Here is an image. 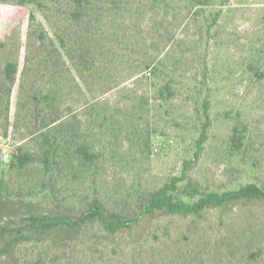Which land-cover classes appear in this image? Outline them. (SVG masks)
I'll return each instance as SVG.
<instances>
[{"label": "rangeland", "instance_id": "1", "mask_svg": "<svg viewBox=\"0 0 264 264\" xmlns=\"http://www.w3.org/2000/svg\"><path fill=\"white\" fill-rule=\"evenodd\" d=\"M16 1H0L6 208L29 200L37 212L75 215L97 197L107 209L127 212L137 195L160 187L193 158L206 121L204 101L206 140L179 186L222 191L254 182L264 188V0H209L198 8L159 0L132 13L96 8L65 22L55 10L46 17L34 4ZM217 9L221 15L211 23ZM149 59L162 60L173 73L174 94L158 97L162 82L135 78ZM8 62L16 69L12 83L4 78ZM32 90L39 103H26L18 113ZM36 113L39 122L60 116L49 132L62 146L50 172L44 171L40 133L32 131ZM80 143L92 162L74 152ZM15 147L29 155L22 167L11 157ZM88 235L82 230L63 246L25 241L0 254V264H264V201L231 202L200 219L153 218L136 240Z\"/></svg>", "mask_w": 264, "mask_h": 264}, {"label": "trees", "instance_id": "2", "mask_svg": "<svg viewBox=\"0 0 264 264\" xmlns=\"http://www.w3.org/2000/svg\"><path fill=\"white\" fill-rule=\"evenodd\" d=\"M7 2L9 0H0ZM159 0H17L19 4L29 3L34 4L40 11L45 12L48 17L49 11H54L53 15L59 16L63 22L72 18L85 17L92 9H107L121 13H132L137 7L144 4H155ZM164 1V0H163ZM193 8L201 7L208 3L209 0H184ZM160 2V1H159ZM222 4L224 1L222 0ZM59 9L56 11V9ZM221 15V9H217L211 17V23H216ZM58 18V17H57ZM51 26L54 27V21L48 20ZM58 32V31H56ZM63 41V37H60ZM2 44V43H0ZM63 44V43H62ZM64 45V44H63ZM144 70L135 78L151 77L154 84L156 81L162 82V85L157 89V96L166 98L175 91L170 83L174 81L172 72L167 71L163 66L162 60L149 59L144 64L140 65ZM4 74L7 80L11 83L14 81L16 72L15 66L8 62L4 67ZM1 87V85H0ZM11 88H7L6 95H10ZM166 92V95H165ZM36 91L32 90L27 94L28 99L17 105L18 113L23 107L28 104L39 103V97ZM6 109H9V103L6 102ZM204 113L206 121L203 123L201 132L196 141V150L194 156L190 160H185L182 167L176 175L172 176L169 181L162 184L160 187L146 191L136 196L133 206L127 212H117L106 208L102 200L97 197L91 198L80 209V211L71 215L57 210H47L45 212H37L34 202L26 200L15 201V205L6 208L0 192V254L12 251L17 245L22 242L34 241H50L53 244L60 246L68 245L77 239L80 231L85 230L89 239L114 242L123 237H131L136 240L139 236L140 228L153 218L165 216H180L184 218L200 219L205 213L211 209L222 207L231 202L245 200H262L264 201V188L254 182H247L235 188H230L222 191L205 190L201 191L190 186L189 182L183 187L179 184L186 181L188 170L195 161L206 140V127L210 124L208 103L204 101ZM43 110V109H42ZM17 113V114H18ZM33 132H39L41 143L43 145L42 159L44 163V171H52L60 160L58 151L61 146V141L56 137H49V132L56 124H59L60 116H44L38 121L39 114H32ZM57 122V123H55ZM232 136L233 142L239 140V129L234 127ZM79 135V133L77 134ZM65 142V139L62 140ZM20 147H15L12 150L11 157L18 159L17 166L22 167L28 160L29 155H21ZM74 152L79 156L82 162H92V152L88 150L85 143H80L75 146ZM53 157V162L50 157ZM10 166H14L12 162ZM0 180V190L2 185ZM41 188L46 190L45 184L40 183ZM156 236V235H155Z\"/></svg>", "mask_w": 264, "mask_h": 264}, {"label": "built area", "instance_id": "3", "mask_svg": "<svg viewBox=\"0 0 264 264\" xmlns=\"http://www.w3.org/2000/svg\"><path fill=\"white\" fill-rule=\"evenodd\" d=\"M7 158V155L4 152H0V161H3Z\"/></svg>", "mask_w": 264, "mask_h": 264}]
</instances>
